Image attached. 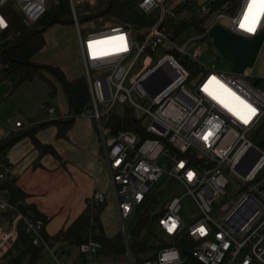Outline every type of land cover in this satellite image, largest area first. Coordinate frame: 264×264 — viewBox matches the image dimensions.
Instances as JSON below:
<instances>
[{
	"label": "built area",
	"instance_id": "obj_1",
	"mask_svg": "<svg viewBox=\"0 0 264 264\" xmlns=\"http://www.w3.org/2000/svg\"><path fill=\"white\" fill-rule=\"evenodd\" d=\"M46 1L0 0V43L9 28L1 11L3 8L15 10L22 23L30 26L45 13ZM66 1L89 95L88 109L80 116L92 120L100 134L101 157L106 163L121 225L140 207L159 178L167 175L183 187L199 217L182 228L179 198H173L166 211L155 220L165 236L174 239L179 233L186 234L194 244L189 254L196 264H264V154L246 139L264 118V92L247 82L246 77L225 75L213 65L204 67L203 74L190 80L191 91L184 87L190 77L187 69L194 64L198 66L200 57L199 47L186 51L188 44L204 40L207 31L218 23H224L228 31L243 38L258 36L264 31V5L258 18V11L244 18L245 28L255 24V31L249 32L240 27L249 0H239L231 15L220 11L209 14L206 2L198 3L195 13L207 15L202 31L196 38L176 46L162 21L178 20L177 10L189 0H181L168 10L163 9V0H134V8L140 12L159 10L153 27L142 33L135 27L113 23L97 31L85 32L84 36L78 27L76 9L93 7L97 0ZM116 37L124 39H114ZM122 47L126 50L120 51ZM159 47L163 52L154 64L129 79L137 59L143 54L154 53ZM107 48L111 52L104 53ZM4 69V63L0 62V83L9 86V78L2 77ZM237 96L244 104L236 99ZM115 105L124 106V110L138 121V132L119 131L114 135L107 132L103 118L115 115L112 113ZM245 105L254 108L255 113ZM46 113L57 118L52 108ZM249 117L245 124L243 120ZM29 127L30 123L25 126ZM19 128L21 124L13 125L12 132ZM250 165L248 172L242 175ZM9 171L10 167L0 157V186ZM188 173L193 174L191 180ZM226 175L239 181L235 183L242 192L222 212L220 222L214 223L209 218L210 205L224 195ZM103 202L104 195L98 191L88 199V205ZM18 205L22 203L10 204L0 191V214L10 215L6 230L0 234V256L15 241L16 225L21 221L31 244L54 253L58 256V264H184L172 243L158 246L156 250L147 248L148 251L133 256L124 232L122 259L103 260L101 247L94 241L97 229L87 231L85 242L71 252L53 251L41 237L43 222L28 221L17 211ZM173 222L176 227L169 232ZM200 228L205 230L204 234L198 231Z\"/></svg>",
	"mask_w": 264,
	"mask_h": 264
},
{
	"label": "rangeland",
	"instance_id": "obj_2",
	"mask_svg": "<svg viewBox=\"0 0 264 264\" xmlns=\"http://www.w3.org/2000/svg\"><path fill=\"white\" fill-rule=\"evenodd\" d=\"M180 1L181 0H163L162 7L164 10H168L170 7L176 6ZM197 1L198 0H189L182 8H179L177 10V19L188 20V18L195 13V10H197ZM210 1L211 0H208L207 2ZM51 2L52 0L46 1L47 8L51 5ZM131 3L132 1L129 2L128 0L125 5L129 7ZM238 5L239 0H237L236 8ZM102 6H105V4L97 0L94 7L83 6L80 9H76L78 27L82 36H84L85 32L97 31L111 26L115 23L113 20L114 16L128 19L133 13L138 15L144 23L141 29L142 33L153 27L159 17V10L143 13L133 8L130 13L125 7H121L114 8L110 15L90 18V15L95 12V10L103 8ZM223 27H225L224 23L216 24L210 31V35L208 39H206L207 42L206 40H196L188 44L186 48L187 52L195 47H199L200 49L198 66L194 64L187 69V73L190 77L184 84V87L188 91L192 90L190 80H195L199 74H203L204 67L206 68L213 65L220 73L225 75H236L232 72V63L228 61L216 62L215 60L218 55L216 53L217 47L213 41V37L214 34L219 31L218 29ZM196 36V31L190 27L174 40V44L180 46L187 40L196 38ZM43 38L45 42L44 46L34 56L33 61L40 65L58 68L67 80L82 78L83 65L73 23L51 25L43 33ZM141 38L142 36L139 37L137 41L140 42ZM218 41L222 46L227 47L225 53L228 55L235 53L232 50L233 47L228 38L219 37L216 39V43H218ZM208 43L209 47H207ZM162 52L163 50L159 47L154 53L141 55L130 71L129 79L134 75L140 74L145 68L152 66ZM45 77L48 83L39 78H34L30 81L20 83L14 90H12V88L17 83L15 77L9 79V86L0 84V131H10L12 126L17 123L26 126L30 120L36 124L54 120L53 117L46 113V110L48 108H53L56 112L60 111L62 106L61 102H64L63 93L58 81L54 77L51 75H45ZM246 81L251 84L254 83L250 78H247ZM255 88L264 92V80H259ZM137 102L139 103V101ZM124 108V106L115 105L112 109V113L118 117L122 116L125 113ZM262 121V125L260 126L261 123H259L256 128L246 135V139L264 154V118ZM226 178L228 182L224 189V195L214 200L210 205L209 218L214 223L220 222L222 212L229 204H233L238 194L242 192V188L235 183L229 175H226ZM173 198H179L180 211L178 215L181 220L182 228L185 229L199 217V213L191 198L185 195L183 187L167 175H162L148 190L140 207L135 209L128 218L123 220L122 225L119 221L113 199L108 194L106 205L101 214L104 235L110 236L120 233L122 236V232H124L128 237L127 242L129 247L136 239L149 249L172 243L173 238L165 236L157 227L156 222L150 221V217L155 214L161 215L164 213L167 205ZM144 217H147V220L143 222L140 231L137 233V238L135 239L134 234L137 224Z\"/></svg>",
	"mask_w": 264,
	"mask_h": 264
},
{
	"label": "trees",
	"instance_id": "obj_3",
	"mask_svg": "<svg viewBox=\"0 0 264 264\" xmlns=\"http://www.w3.org/2000/svg\"><path fill=\"white\" fill-rule=\"evenodd\" d=\"M127 1L128 0H100L105 6L95 10V12L90 15V18L110 15L114 8L121 7H125L127 11L131 13L132 9L125 5ZM130 1L134 0H129V2ZM236 5L237 0H212L207 3L208 13L211 14L220 11L231 15L234 13ZM1 11L9 25L8 32L2 37L0 43V62L5 65L2 77H8L9 79L15 77L17 79V83L12 88V90H14L20 83L30 81L34 78H39L48 83L45 75H51L60 85L66 101L67 113L66 115L57 114V118L49 122L35 124L30 121L31 127L25 128L20 132H11L7 134L4 138L0 139V157L12 146V144L22 137H27L31 141L33 147L41 155L50 154L56 156L55 152L50 147L39 144L35 140L34 134L40 129L54 125L57 128V137L64 138L73 120L80 117V115L88 109L89 95L87 85L84 77L67 80L58 68L40 65L34 62L33 58L44 46L43 33L48 27L54 24L70 23L67 1L52 0L51 5L46 8L45 13L30 26H25L22 23L20 15L15 10L6 7ZM206 18L207 15L193 13L188 20H164L162 21V25L166 28V32L170 39L175 40L190 27H192L196 33H200ZM113 20L115 23H119L123 26L135 27L137 30H141L144 25L142 19L134 13L131 14L128 19L114 16ZM103 126L111 135L119 131H139L138 121L133 119L127 111L119 117L112 114L104 117ZM0 191L6 195L9 203L12 205L24 199V194L12 183L4 182L0 186ZM103 206V203L99 205H87L68 227L58 231L53 236L47 237L42 230V239L47 243L49 248L59 244H65L75 248L85 242L87 231L97 229L98 235L94 237V241L101 247L100 254L102 259L106 261L121 260L124 253L121 234L116 233L111 237H107L102 231L99 216L104 208ZM17 211L30 222L41 220L43 224L46 223V220L40 217L30 206L24 204L18 205ZM146 218L147 217H144L138 222L134 234L135 239L137 238V233L140 231L143 222L147 220ZM15 241L21 245V252L18 258L13 260L11 264H21L24 259L26 260L25 264H36L39 248L31 244L21 221H18L16 225ZM172 245L179 252L180 257L184 260V264H196L189 254L194 244L186 234L179 233L176 235L172 241ZM153 249L156 250L158 247ZM129 250L134 256L146 252L149 249L136 239L129 247Z\"/></svg>",
	"mask_w": 264,
	"mask_h": 264
},
{
	"label": "crops",
	"instance_id": "obj_4",
	"mask_svg": "<svg viewBox=\"0 0 264 264\" xmlns=\"http://www.w3.org/2000/svg\"><path fill=\"white\" fill-rule=\"evenodd\" d=\"M207 1L198 0L197 2L208 3ZM249 11L247 7L246 13ZM214 26L207 31L204 40L208 39ZM224 26L219 28L213 37L218 55L216 62L232 63V72L246 79L250 78L257 83L261 79L264 80V31L248 39L231 33L225 24ZM219 37L228 38L235 53L229 55L225 53L227 47L222 46L219 41L216 43ZM61 103V110L58 112L54 110L56 115L67 113L65 98ZM260 123L261 126L263 121ZM23 129L25 126L13 132H20ZM11 132L12 128L10 131L1 130L0 138ZM56 133L57 128L50 125L34 134L35 140L43 146L50 147L56 156L41 155L27 137L18 139L1 156L10 167L5 183H12L19 189L24 194L21 203L32 207L40 217L46 220L43 232L47 237L68 227L88 205V199L94 192L103 193V207L106 205L108 194L113 199L106 163L101 157L100 134L94 122L80 116L73 120L64 138L57 137ZM102 211L99 220L104 233ZM9 220L8 213L0 214V234L6 230ZM113 235L115 234L107 237ZM57 249L70 252L73 250L65 244L54 245L51 248L53 251ZM20 252L21 245L14 241L0 256V264H11L18 258ZM25 262L24 259L21 264ZM36 264H58V256L47 249L39 248Z\"/></svg>",
	"mask_w": 264,
	"mask_h": 264
},
{
	"label": "snow or ice",
	"instance_id": "obj_5",
	"mask_svg": "<svg viewBox=\"0 0 264 264\" xmlns=\"http://www.w3.org/2000/svg\"><path fill=\"white\" fill-rule=\"evenodd\" d=\"M253 4L264 5V0H251L250 4L248 5L249 10H251V7H252ZM245 19H247V13H245ZM240 27L241 28H245L244 23H241ZM245 30L246 31H249V32H254L255 31V24H250L247 28H245ZM114 39L123 40L124 38L123 37H116ZM124 50H126V48H124V47H122L120 49V51H124ZM221 86L223 87V85H221ZM232 95L235 96V93H232ZM236 99L237 100H240V97L237 96ZM240 103L241 104H244V101L243 100H240ZM245 106L248 107V108H250L252 113H255L256 110L254 108H251L250 105H245ZM249 119H250V117L248 119H244L243 122L245 124H247L249 122ZM209 135H211V133H209ZM204 138H205V140H207L208 137L205 136ZM181 167H183L182 164H181ZM192 176H193L192 173H188V178L190 180L192 179ZM175 227H176V224H175V222H173L172 225H171V227H169L168 231L169 232H172L175 229ZM198 231H200L201 234H204V232H205V230L203 228L198 229Z\"/></svg>",
	"mask_w": 264,
	"mask_h": 264
},
{
	"label": "bare ground",
	"instance_id": "obj_6",
	"mask_svg": "<svg viewBox=\"0 0 264 264\" xmlns=\"http://www.w3.org/2000/svg\"><path fill=\"white\" fill-rule=\"evenodd\" d=\"M250 1L251 0H249V2L247 3L246 7L244 8V11H243V14H242L243 19H242L241 23H243L245 21L244 18H245L246 9H247L248 5L250 4ZM262 6L263 5H260V7H259L258 4H253L252 7H251V10L249 12H247V16L249 14H251L253 11H258V13L256 14V17L258 18L259 17L258 16L259 15V11H261ZM257 8H258V10H257ZM109 52H111V50L108 49V48L104 51V53H109Z\"/></svg>",
	"mask_w": 264,
	"mask_h": 264
},
{
	"label": "water",
	"instance_id": "obj_7",
	"mask_svg": "<svg viewBox=\"0 0 264 264\" xmlns=\"http://www.w3.org/2000/svg\"><path fill=\"white\" fill-rule=\"evenodd\" d=\"M134 7H135V3L132 2V3L129 5V8H130V9H133ZM256 84H257V82H254V83L252 84V86L255 87ZM250 168H251V165H250V167H248V168L246 169V171H244V172L242 173V175H245V174L248 172V170H249ZM232 180L235 181V182H237L235 179H232ZM237 183H238V182H237ZM157 216H158V214L153 215V217L150 219V221H151V222H155Z\"/></svg>",
	"mask_w": 264,
	"mask_h": 264
}]
</instances>
